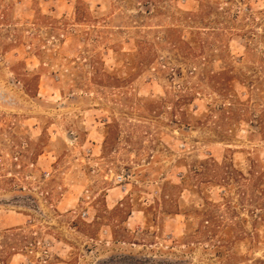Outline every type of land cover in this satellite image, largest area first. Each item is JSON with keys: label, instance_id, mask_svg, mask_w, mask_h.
<instances>
[{"label": "rangeland", "instance_id": "obj_1", "mask_svg": "<svg viewBox=\"0 0 264 264\" xmlns=\"http://www.w3.org/2000/svg\"><path fill=\"white\" fill-rule=\"evenodd\" d=\"M0 157V264H264V0H0Z\"/></svg>", "mask_w": 264, "mask_h": 264}, {"label": "built area", "instance_id": "obj_2", "mask_svg": "<svg viewBox=\"0 0 264 264\" xmlns=\"http://www.w3.org/2000/svg\"><path fill=\"white\" fill-rule=\"evenodd\" d=\"M20 158L21 157L19 154H15L14 160L17 162V164L11 165L13 166L12 173H14V175L15 173L20 174L19 172L20 169H30V173H28V175L26 176V180L30 181L29 183L31 189L25 185L18 187L16 190H19V192L28 190L29 191L27 193L28 195H26L23 200L22 197H20L21 195L17 193L16 195L13 196L12 199L8 200V202L4 204V207H8V208L11 207L13 209L12 210L13 212L30 217L29 213L25 214V212L28 211L36 214L39 213L38 210H40L41 208L42 198L47 199L48 195L50 194V190L45 185V182H48L53 178V170L50 165L49 166L47 165V167H45L44 165H38V162H34V161H31L29 165H21L19 163ZM3 163H4L3 157H0V164ZM0 166H4V165H0ZM35 170L40 172L39 175L33 173ZM18 180H20V182H23L22 177L19 178ZM117 180L121 184L120 187L122 188V191L124 193H128L129 189L126 183V177L123 174H120L117 175ZM53 206H56V204H54ZM21 210H23V212ZM82 215L83 217H85L86 215H88V212L84 211Z\"/></svg>", "mask_w": 264, "mask_h": 264}]
</instances>
